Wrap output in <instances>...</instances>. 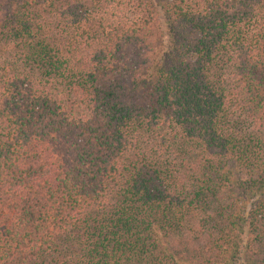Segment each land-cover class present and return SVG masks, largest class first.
I'll return each mask as SVG.
<instances>
[{
    "label": "trees",
    "instance_id": "trees-1",
    "mask_svg": "<svg viewBox=\"0 0 264 264\" xmlns=\"http://www.w3.org/2000/svg\"><path fill=\"white\" fill-rule=\"evenodd\" d=\"M0 264H264V0H0Z\"/></svg>",
    "mask_w": 264,
    "mask_h": 264
},
{
    "label": "rangeland",
    "instance_id": "rangeland-1",
    "mask_svg": "<svg viewBox=\"0 0 264 264\" xmlns=\"http://www.w3.org/2000/svg\"><path fill=\"white\" fill-rule=\"evenodd\" d=\"M1 50L0 57L2 60H8V58L13 54L12 46H3Z\"/></svg>",
    "mask_w": 264,
    "mask_h": 264
}]
</instances>
